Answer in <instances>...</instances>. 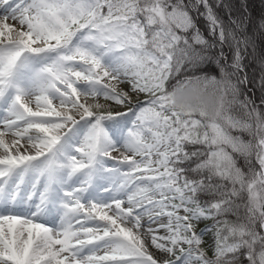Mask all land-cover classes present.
<instances>
[{"label":"snow or ice","instance_id":"obj_1","mask_svg":"<svg viewBox=\"0 0 264 264\" xmlns=\"http://www.w3.org/2000/svg\"><path fill=\"white\" fill-rule=\"evenodd\" d=\"M250 25L224 0H0V264H264Z\"/></svg>","mask_w":264,"mask_h":264},{"label":"trees","instance_id":"obj_2","mask_svg":"<svg viewBox=\"0 0 264 264\" xmlns=\"http://www.w3.org/2000/svg\"><path fill=\"white\" fill-rule=\"evenodd\" d=\"M224 2L231 6L233 16H236L240 13L241 8L244 4L247 5V12L251 17V25L249 26L250 31H255V26L258 23H260L261 17H264V0H224ZM217 13L225 21V23H227L228 17L225 14L224 9L223 8L217 9ZM199 26L202 29H204V21L203 20L199 21ZM205 34H207L206 30H205ZM260 40H261V38L259 37V35H257V41L258 42H257L256 52L254 53V55L257 58H259L261 53L264 52V48H262ZM246 63H248V62L246 61ZM247 71H248V74L250 77L253 74H255L257 76L259 75L257 64L254 62L249 63ZM249 94L251 95L252 93H249ZM255 95L258 97L260 94L257 91L255 93Z\"/></svg>","mask_w":264,"mask_h":264},{"label":"rangeland","instance_id":"obj_3","mask_svg":"<svg viewBox=\"0 0 264 264\" xmlns=\"http://www.w3.org/2000/svg\"><path fill=\"white\" fill-rule=\"evenodd\" d=\"M121 87H125L126 88L127 86L126 85H121ZM100 102H102V103L104 102L102 100V98H101ZM203 226H204L203 224L200 225V227H203ZM205 242H206V246L212 243L211 234L205 236ZM152 251H155V250L152 249ZM155 253H156L157 257L161 258V254L160 253H157V252H155Z\"/></svg>","mask_w":264,"mask_h":264},{"label":"bare ground","instance_id":"obj_4","mask_svg":"<svg viewBox=\"0 0 264 264\" xmlns=\"http://www.w3.org/2000/svg\"><path fill=\"white\" fill-rule=\"evenodd\" d=\"M32 107L34 108L35 105L33 104ZM2 115H3V113H0V116H2ZM113 155H115V153H113ZM109 163H111V162H109ZM103 195H107V194L104 193ZM125 199H126V198H125ZM125 206H127V205H125ZM151 251H152V250H151ZM153 253L156 255L155 251H153ZM156 256H157V255H156ZM157 258H159V257H157Z\"/></svg>","mask_w":264,"mask_h":264}]
</instances>
